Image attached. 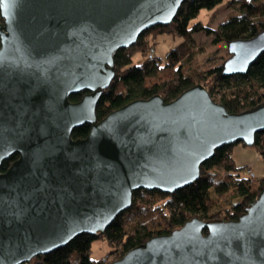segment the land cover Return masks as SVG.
<instances>
[{"label":"water","instance_id":"95a60500","mask_svg":"<svg viewBox=\"0 0 264 264\" xmlns=\"http://www.w3.org/2000/svg\"><path fill=\"white\" fill-rule=\"evenodd\" d=\"M183 1L0 0V165L18 156L0 171V264L28 262L81 232L103 235L135 189L187 186L215 149L251 146L264 131V99L228 112L201 83L97 119L115 51L171 23ZM227 48L223 73H245L264 51V30ZM85 123L88 134L73 138ZM243 212L192 217L105 264H264V188Z\"/></svg>","mask_w":264,"mask_h":264},{"label":"trees","instance_id":"16d2710c","mask_svg":"<svg viewBox=\"0 0 264 264\" xmlns=\"http://www.w3.org/2000/svg\"><path fill=\"white\" fill-rule=\"evenodd\" d=\"M222 1L234 6L236 13L215 28L194 21L203 8L212 9ZM261 30H264V0H184L171 23L150 26L133 45L115 51V76L95 107L97 119L131 100L153 94L161 95L165 101L173 100L196 83L203 84L212 98L222 103L228 112L252 109L264 99V51L250 64L247 72L225 75L222 70L225 61L206 65L191 62L194 52L192 36L194 32L203 31L216 45L238 38L249 39ZM161 33H175L182 40L169 49L164 59L156 56L160 63L156 65L147 58L146 50L154 47L152 39ZM135 51L143 54L140 63H132ZM85 92H75L68 98L76 102ZM89 127L86 123L77 126L72 130V137H85ZM236 143L245 145L244 142H233L215 149L210 159L200 165L199 177L187 186L171 193L135 189L130 207L114 217L103 235L81 232L67 244L48 253H39L21 264H105L123 256L149 237L168 233L192 217L206 220L238 218L264 188V175L250 176L245 165L235 164L231 153ZM252 146L256 147L264 162V131L255 133ZM17 157V153H13L4 159L0 171L6 170ZM98 238L106 240L110 246L104 259L91 256V244Z\"/></svg>","mask_w":264,"mask_h":264},{"label":"rangeland","instance_id":"374dc122","mask_svg":"<svg viewBox=\"0 0 264 264\" xmlns=\"http://www.w3.org/2000/svg\"><path fill=\"white\" fill-rule=\"evenodd\" d=\"M235 13L236 9L234 6L222 1L212 9L203 8L198 13L197 17L194 18V21L199 20L203 25L207 24L212 28H215L220 22L226 20L229 15H233ZM192 38H194L192 47L194 52L191 56V62L197 61L203 65L217 64L221 61L227 60L228 56L230 55L225 42H219L214 45L211 43L212 37L208 36L203 31L194 32ZM152 40L154 42L153 48L154 51H156V56L162 60L165 58L169 49H171L182 39L178 34L175 33H161ZM148 50L149 48L146 50V56ZM142 58L143 54L140 51H135L132 55V63H140ZM248 147L256 150V147H253L252 145ZM245 168L248 170L247 172L250 176L257 175L250 165H245ZM250 172L253 173V175H251ZM109 250L110 246L108 245L107 241L102 238L94 239L93 243L91 244V256L93 258L95 257L104 259Z\"/></svg>","mask_w":264,"mask_h":264},{"label":"crops","instance_id":"0c3cea01","mask_svg":"<svg viewBox=\"0 0 264 264\" xmlns=\"http://www.w3.org/2000/svg\"><path fill=\"white\" fill-rule=\"evenodd\" d=\"M257 151L248 146L236 143L233 145L231 156L237 166L250 165L257 175H264V163Z\"/></svg>","mask_w":264,"mask_h":264},{"label":"built area","instance_id":"2783aa9c","mask_svg":"<svg viewBox=\"0 0 264 264\" xmlns=\"http://www.w3.org/2000/svg\"><path fill=\"white\" fill-rule=\"evenodd\" d=\"M147 58L149 60H153V62H155L156 65H159L160 63L156 60V54L154 51V48L152 46H150L148 53H147ZM251 173V172H250ZM251 175H253V173H251Z\"/></svg>","mask_w":264,"mask_h":264}]
</instances>
